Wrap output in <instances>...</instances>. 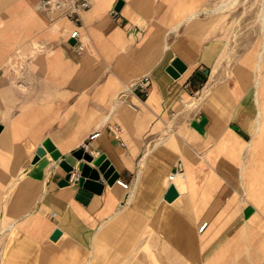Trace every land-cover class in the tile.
<instances>
[{
    "label": "crops",
    "instance_id": "0c3cea01",
    "mask_svg": "<svg viewBox=\"0 0 264 264\" xmlns=\"http://www.w3.org/2000/svg\"><path fill=\"white\" fill-rule=\"evenodd\" d=\"M89 1L0 0V264H264V9L227 70L229 0ZM86 145L116 180L60 186Z\"/></svg>",
    "mask_w": 264,
    "mask_h": 264
},
{
    "label": "rangeland",
    "instance_id": "374dc122",
    "mask_svg": "<svg viewBox=\"0 0 264 264\" xmlns=\"http://www.w3.org/2000/svg\"><path fill=\"white\" fill-rule=\"evenodd\" d=\"M225 1L228 0L221 2ZM232 1L229 0L222 4V7H226L221 9L223 13L213 17L215 22L220 25V34L225 41L222 61L227 70L233 69L236 63H239L258 41L259 14L262 7V0H236L234 4L229 5ZM251 64L253 63H249L243 68L251 67Z\"/></svg>",
    "mask_w": 264,
    "mask_h": 264
},
{
    "label": "water",
    "instance_id": "95a60500",
    "mask_svg": "<svg viewBox=\"0 0 264 264\" xmlns=\"http://www.w3.org/2000/svg\"><path fill=\"white\" fill-rule=\"evenodd\" d=\"M122 6V1H118L115 10L118 11ZM73 44V41H70ZM169 75L176 78V71H181V67L178 62H174L166 70ZM39 156L44 155V150L39 149L37 151ZM51 157L58 161L59 166L65 173V177L60 181L59 185H67L70 179V176L73 172L78 174V183L82 184L85 180L96 179L101 175L108 183H112L116 180V174L113 171V168L110 166L109 162L105 159L104 155H100L94 158L89 153L78 150L73 152L71 155L60 158V155L57 152H52ZM93 167H91V165ZM177 196V192L173 186H170L165 200L170 201Z\"/></svg>",
    "mask_w": 264,
    "mask_h": 264
},
{
    "label": "built area",
    "instance_id": "2783aa9c",
    "mask_svg": "<svg viewBox=\"0 0 264 264\" xmlns=\"http://www.w3.org/2000/svg\"><path fill=\"white\" fill-rule=\"evenodd\" d=\"M90 7L89 0H38L37 3V10L43 13L47 18L53 22L60 18H66L72 21L74 24H78L81 22V13L88 10ZM69 41H73L71 47L76 52H81L83 49V45L80 41V33L77 28L71 31L69 34ZM148 81L147 78L141 79L139 82L140 86H143L144 82ZM120 133V130H117L115 136L117 137ZM98 132L92 133L88 140H93L98 137ZM83 150L87 152V145L83 147ZM174 176L170 175L169 180L173 181ZM75 180L78 181V174L77 172H73L70 176L69 181ZM119 183L120 186L123 188H127V184L116 181ZM206 224H202L200 230H202Z\"/></svg>",
    "mask_w": 264,
    "mask_h": 264
},
{
    "label": "bare ground",
    "instance_id": "6f19581e",
    "mask_svg": "<svg viewBox=\"0 0 264 264\" xmlns=\"http://www.w3.org/2000/svg\"><path fill=\"white\" fill-rule=\"evenodd\" d=\"M235 1L236 0H233L229 5H232V4H234L235 3ZM262 9H264V0H262ZM192 16H190V18H191ZM188 18V17H187ZM264 27V26H263ZM264 35V34H263ZM258 57H260V56H258Z\"/></svg>",
    "mask_w": 264,
    "mask_h": 264
}]
</instances>
